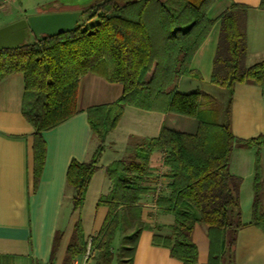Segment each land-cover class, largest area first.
<instances>
[{
	"label": "trees",
	"instance_id": "1",
	"mask_svg": "<svg viewBox=\"0 0 264 264\" xmlns=\"http://www.w3.org/2000/svg\"><path fill=\"white\" fill-rule=\"evenodd\" d=\"M217 0H101L86 6L76 25L56 35L33 36L16 47L0 50V81L11 73L23 76L21 113L32 126L33 189L45 161L43 132L77 112L80 78L95 73L122 85L111 103L86 109L92 137L97 141L88 158L71 159L66 183L73 190L72 209L83 205L89 181L100 166L106 137L123 115L126 105L170 112L196 119V128L184 132L161 125L155 137L141 139L124 157L105 166L108 191L97 199L106 206L98 232L91 237L95 254L89 264H131L135 241L143 227L139 211L130 210L148 191L149 157L165 152L168 193L159 194L158 208L173 216L167 226L153 228L152 244L168 249L182 264H197V246L192 240L196 224L205 226L208 258L204 264H234L237 231L241 220V177L229 170L233 147H255L250 221L264 233L263 177L259 148L264 135L235 136L230 127L231 99L236 83L264 88V56L245 64L248 6L232 2L216 19L208 9ZM258 8L264 9V0ZM95 22L88 24L90 20ZM215 20L219 35L212 61L210 83L226 90L224 117L216 108H200L198 91L176 87L181 76L191 75L190 61ZM134 220V222H133ZM125 233L115 254L112 242L119 229ZM163 230H166L164 232ZM61 232L55 231L50 259L55 255ZM86 247L82 226L75 223L66 250V260L81 255Z\"/></svg>",
	"mask_w": 264,
	"mask_h": 264
},
{
	"label": "crops",
	"instance_id": "2",
	"mask_svg": "<svg viewBox=\"0 0 264 264\" xmlns=\"http://www.w3.org/2000/svg\"><path fill=\"white\" fill-rule=\"evenodd\" d=\"M98 1L101 0H0V27L32 14L82 11ZM232 2L248 6L245 64L250 65L264 56V9L258 8L260 0H217L208 9V16L216 19ZM219 27V20H215L191 58L193 73L177 80L179 91L190 92V88L198 83L211 84L209 81ZM23 85V76L18 72L0 81V264H70L65 256L75 223L80 221L83 238L87 239L98 232L104 219L107 208L96 202L110 187L105 166L124 157L141 139L157 136L161 125L192 132L197 122L194 117L126 105L117 126L106 137L100 166L89 181L83 205L72 209L73 190L66 183L67 165L71 159L86 160L95 147L86 109L117 100L122 93V85L95 73H86L80 78L77 112L43 132L46 154L35 189L33 128L20 110ZM230 127L239 138L264 135V88L247 83L234 85ZM255 153V147L235 146L230 154L229 170L241 177L240 207L244 202L251 204ZM259 154L264 188V145L259 148ZM164 157V151H152L149 176L145 182L148 191L132 208L122 209L123 213L130 210L135 214L139 211L143 223L135 241L131 264H182L169 255L167 248L152 244L153 228L157 224L167 226L173 221L172 214L162 211L155 203L159 194L168 193L169 169L164 164ZM262 208L264 211V189ZM241 220L247 224L236 234L234 264H264V233L248 224L250 209L247 217L241 210ZM56 230L61 232V238L54 257L50 259ZM130 231L132 228L127 227L116 232L112 242L115 254L123 235ZM192 240L197 246V264L206 263L208 239L205 226H194ZM111 264H116V257Z\"/></svg>",
	"mask_w": 264,
	"mask_h": 264
},
{
	"label": "water",
	"instance_id": "3",
	"mask_svg": "<svg viewBox=\"0 0 264 264\" xmlns=\"http://www.w3.org/2000/svg\"><path fill=\"white\" fill-rule=\"evenodd\" d=\"M81 11L32 14L0 27V50L16 47L30 35H56L70 31L78 22Z\"/></svg>",
	"mask_w": 264,
	"mask_h": 264
},
{
	"label": "rangeland",
	"instance_id": "4",
	"mask_svg": "<svg viewBox=\"0 0 264 264\" xmlns=\"http://www.w3.org/2000/svg\"><path fill=\"white\" fill-rule=\"evenodd\" d=\"M117 1L119 3H124L128 0H117ZM94 22L95 20L92 19L88 22V24H92ZM32 39H33V35H30L29 40H32ZM190 89H192L191 91L199 92L200 108H216L220 112L219 119L221 120L224 117L223 112L225 110L226 101H227L226 90L224 88L217 86V85H213V84L204 85L203 83H198L197 85H195L194 87H191ZM93 144L94 146H96L97 141L94 140ZM240 209L243 211L244 216L247 217L249 214L250 202H246V203L244 202L242 206L240 207Z\"/></svg>",
	"mask_w": 264,
	"mask_h": 264
},
{
	"label": "built area",
	"instance_id": "5",
	"mask_svg": "<svg viewBox=\"0 0 264 264\" xmlns=\"http://www.w3.org/2000/svg\"><path fill=\"white\" fill-rule=\"evenodd\" d=\"M94 254H95V249L92 245L91 237H88L86 239V247L84 252L80 256L73 257L70 260V264H89Z\"/></svg>",
	"mask_w": 264,
	"mask_h": 264
}]
</instances>
